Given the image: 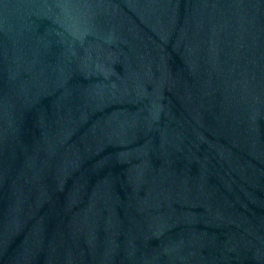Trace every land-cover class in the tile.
<instances>
[{
  "label": "water",
  "instance_id": "water-1",
  "mask_svg": "<svg viewBox=\"0 0 264 264\" xmlns=\"http://www.w3.org/2000/svg\"><path fill=\"white\" fill-rule=\"evenodd\" d=\"M0 264H264V0H0Z\"/></svg>",
  "mask_w": 264,
  "mask_h": 264
}]
</instances>
